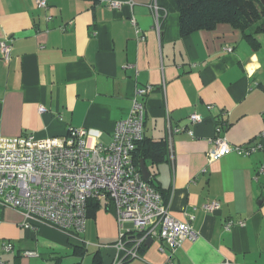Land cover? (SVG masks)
<instances>
[{
    "label": "crops",
    "instance_id": "obj_1",
    "mask_svg": "<svg viewBox=\"0 0 264 264\" xmlns=\"http://www.w3.org/2000/svg\"><path fill=\"white\" fill-rule=\"evenodd\" d=\"M155 2L48 0L40 9L37 0H0V42L12 48L10 61L0 54V138L86 128L101 132L89 146L108 144L136 91L152 87L140 98L147 142L135 163L140 171L144 161L176 219L195 216L199 237L175 251L153 240L129 264H264V34L254 44L220 24L182 36L174 9L161 10L158 28ZM218 128L233 146L260 148L210 162ZM156 142L165 143L162 157ZM212 202L219 208L205 211ZM118 240L108 200L89 202L74 238L0 203V264H114Z\"/></svg>",
    "mask_w": 264,
    "mask_h": 264
},
{
    "label": "built area",
    "instance_id": "obj_2",
    "mask_svg": "<svg viewBox=\"0 0 264 264\" xmlns=\"http://www.w3.org/2000/svg\"><path fill=\"white\" fill-rule=\"evenodd\" d=\"M37 4L46 9L48 0H37ZM111 6L119 8L120 3L112 1ZM152 10L159 28L161 8L157 2ZM11 53L7 40L1 41L0 54L5 62L10 61ZM151 91L152 87L136 91L128 118L117 122L108 144L97 141L89 146L88 139L98 140L101 132L86 128H69L64 137L38 139L28 134L0 138V203L74 238L86 229L89 202L110 201L119 227L115 245L119 255L114 264L139 259V251L150 239L160 241L163 251H175L186 241H196L199 233L193 226L195 216L189 214L185 221L176 219L169 202L143 180L134 162V152L145 137L146 107L140 98ZM39 111L46 110L41 107ZM190 121L197 124L202 118L193 114ZM211 142L210 162L231 152L248 156L260 148L231 145L221 135V128ZM218 208L217 202L203 206L207 212ZM232 226L228 223L225 228L230 230ZM5 249L11 251L12 246Z\"/></svg>",
    "mask_w": 264,
    "mask_h": 264
},
{
    "label": "trees",
    "instance_id": "obj_3",
    "mask_svg": "<svg viewBox=\"0 0 264 264\" xmlns=\"http://www.w3.org/2000/svg\"><path fill=\"white\" fill-rule=\"evenodd\" d=\"M158 4L162 11L174 9L180 14L182 36L202 30L211 31L220 24H229L242 31L245 38L254 44L257 42L256 37L264 34V7L260 0H158ZM146 142L144 137L138 144L134 162L139 147ZM153 145L162 157L166 150L165 143L156 142ZM147 156L148 153L144 158Z\"/></svg>",
    "mask_w": 264,
    "mask_h": 264
},
{
    "label": "water",
    "instance_id": "obj_4",
    "mask_svg": "<svg viewBox=\"0 0 264 264\" xmlns=\"http://www.w3.org/2000/svg\"><path fill=\"white\" fill-rule=\"evenodd\" d=\"M261 1V4L263 5L264 7V0H260ZM140 171H141V174H142V177H143V180L145 182H149L150 180V177H151V174L149 172V170L147 169L144 161H141L140 162ZM153 244V240L150 239L146 242V246H151Z\"/></svg>",
    "mask_w": 264,
    "mask_h": 264
}]
</instances>
